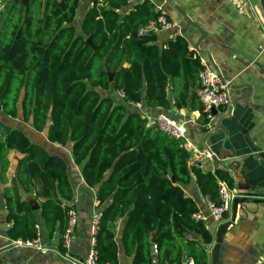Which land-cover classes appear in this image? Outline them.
<instances>
[{
  "label": "trees",
  "instance_id": "1",
  "mask_svg": "<svg viewBox=\"0 0 264 264\" xmlns=\"http://www.w3.org/2000/svg\"><path fill=\"white\" fill-rule=\"evenodd\" d=\"M34 1L8 0L0 10V186L6 181L7 154L23 155L11 188H0L12 223L7 237L31 240L38 233L34 211L16 182L25 189L39 184L40 214L50 234L63 233V204L73 197L65 160L11 123L19 117L49 143L69 147L98 203L109 201L95 236L98 264H118L113 224L121 218V244L131 264H153V244L159 264H180L184 254L195 264H207L204 248L212 237L206 224L194 219L200 207L184 188L195 178L201 195L218 204L217 181L233 187L232 174L189 164L191 153L181 141L147 127L126 106L141 102L169 110L170 85L172 105L199 111L207 122L195 93L199 59L180 36L160 45L154 34L138 36V28L157 17L150 3L120 16L126 0H93L78 32L79 0H43L37 9ZM109 89L121 91L124 102L102 94ZM186 234L200 237L201 244L183 243ZM59 245L64 253L61 239Z\"/></svg>",
  "mask_w": 264,
  "mask_h": 264
},
{
  "label": "crops",
  "instance_id": "2",
  "mask_svg": "<svg viewBox=\"0 0 264 264\" xmlns=\"http://www.w3.org/2000/svg\"><path fill=\"white\" fill-rule=\"evenodd\" d=\"M92 1L79 0L74 16V25L78 32L85 13L92 6ZM98 1L100 4L104 3V0ZM145 2L150 3L154 11L156 7H161L170 24L169 27L154 34L155 42L160 45L177 36L182 37L187 43L188 50L193 52L195 57L202 60L206 67L217 71L227 81L230 105L217 110V115L204 122L199 111L189 108L176 109L172 105V86L169 85L167 91L172 103L169 110L148 108L143 104L136 108L126 102L127 110L138 112L141 118L146 120V126L155 129L151 119L158 114H165L183 123L189 141L199 150L211 154L210 158H202L199 161H194L190 157L189 164H199L198 167L211 173L219 168H227L235 176V164L239 163L238 170L247 176L248 182L264 188V56L260 54L264 19L258 0H135L126 3V6L117 12L124 16L136 5ZM101 92L115 98L117 102H124V99L118 96V91L109 89ZM22 130L32 137L33 142H38L37 144L42 145L49 153L62 157L67 164V176L73 197L63 205L66 207L73 205L78 214L68 256L83 259L91 241L93 214L96 211L101 212L109 201L101 205L98 203L96 189L85 184L81 167L74 164L69 147L47 144L45 134L36 132L31 126L28 131ZM22 157L23 155L15 151L7 154L6 181L0 186L2 192L5 188H11L17 162ZM16 186L19 195L28 201L34 211L40 243L47 252L41 253L31 247L12 246L13 240L6 235L12 223L6 219L7 209L5 199L2 198L0 264H67L59 248L61 239L59 230L55 229L50 234L41 217L40 206L44 199L36 195L40 188L39 184L28 185V189L23 188L19 182H16ZM184 193L197 202L202 216L200 221L206 224V228L211 224L209 228L211 227L212 231L213 220L209 217L206 207L207 197L199 192L195 178L184 188ZM260 193L261 196L256 202L238 205L234 212L231 205L230 212L224 215L220 223L221 225L230 222L229 227L221 233L219 243L217 244L215 239L218 229L216 228L211 235L210 245L204 248L207 264H212L214 246H217L215 264H264V191ZM124 223L125 219L121 218L113 224L118 247V264H131L132 257L124 253L121 244ZM182 242L191 241L183 238ZM201 242L200 238L195 243ZM182 246L178 241L177 247ZM182 251L184 252L183 249ZM152 253L153 264H159L158 253H154L153 249ZM189 260L192 259H187L184 254L180 264H187Z\"/></svg>",
  "mask_w": 264,
  "mask_h": 264
},
{
  "label": "built area",
  "instance_id": "3",
  "mask_svg": "<svg viewBox=\"0 0 264 264\" xmlns=\"http://www.w3.org/2000/svg\"><path fill=\"white\" fill-rule=\"evenodd\" d=\"M135 0H126V3H132ZM157 17L150 20L146 24L140 26L137 30L138 36H147L151 34H156L163 28L170 26L168 23L165 13L161 7H156ZM264 19V18H263ZM264 24V22H263ZM260 54L264 56V25L262 31V46L260 49ZM200 70L198 72V83L199 87L197 89L196 95L198 101L202 106V111L205 114L206 119L209 121L212 118L211 109L220 110L222 108H227L230 105V98L228 95V83L223 79V77L215 70H212L204 65L202 60H199ZM118 96L125 99L124 94L121 91L117 92ZM136 108L142 106L141 102L132 103ZM153 125L158 131L163 133L165 136L172 138L176 141H181L184 149L191 153V158L194 161H199L202 158H210L211 154L208 151H201L196 148L187 138L186 128L183 123H179L177 120L165 115L158 114L152 119ZM217 195L218 204L213 203L207 198L206 207L209 212V217L215 222H222L224 215L230 212L232 200L237 195V192L233 187H230L225 181H217ZM195 220H201L202 216L198 212L194 216ZM101 218V212L96 211L93 214L91 222V241L83 259H73L68 256V251L71 245V237L73 231L77 225L78 214L77 210L73 205H69L66 208V225L63 233L61 234L62 247L64 248V258H66L67 264H98V250L96 247L95 236L98 232L99 221ZM38 230V229H37ZM185 239L191 242H198L200 240L197 236L185 235ZM12 246L15 248L19 247H31L38 250L41 253H46L45 249L39 238V233L36 237L31 240H13ZM153 252H157V246L152 245ZM187 264H194L192 260H189Z\"/></svg>",
  "mask_w": 264,
  "mask_h": 264
},
{
  "label": "water",
  "instance_id": "4",
  "mask_svg": "<svg viewBox=\"0 0 264 264\" xmlns=\"http://www.w3.org/2000/svg\"><path fill=\"white\" fill-rule=\"evenodd\" d=\"M21 1H26V0H21ZM258 3H259V6H260V9H261L262 16L264 18V0H258ZM90 42H91V39L88 38L86 40V43L90 44ZM211 113H212V116H215V115H217V110L212 108L211 109ZM197 165L199 166V164H197ZM235 165H236V168H234L235 176H233V175L232 176H233V178L235 180L233 189H235V191L237 192V195L232 200V210H233V212L236 210L238 205L256 202L257 199L259 198V196H261L260 192L264 191V188H261L259 186L251 185L248 182L247 176L238 170L239 163H236ZM1 200H2V198H0V201ZM0 206H2L1 202H0ZM229 224H230L229 221H227L225 223H222L221 225H220V222L213 221L212 229L215 231L216 228H218L217 232H216V235H215V239H216L217 244L220 241L219 237H220L221 233H223L229 227ZM209 226H208V230H209L210 234L212 235L213 230L211 231V227L209 228ZM216 250H217V246H214L213 249H212V256H211V260H212L211 263L212 264H215L216 259H217Z\"/></svg>",
  "mask_w": 264,
  "mask_h": 264
},
{
  "label": "rangeland",
  "instance_id": "5",
  "mask_svg": "<svg viewBox=\"0 0 264 264\" xmlns=\"http://www.w3.org/2000/svg\"><path fill=\"white\" fill-rule=\"evenodd\" d=\"M39 1H43V0H35V1H34V4H33L34 9H37L38 4H39ZM7 3H8V0H0V10H1L2 8H4V6H5ZM11 123H12L13 125H16V126L22 128V129L26 130V131H28V130H29V127H30V126H28L29 124H25V123H23L19 117L15 118V119H12V120H11ZM26 135H27V134H26ZM27 136H29V134H28ZM29 137H30V139H32L31 136H29ZM32 140H33V139H32ZM46 142H47V144H49V142H48L47 140H46ZM37 143H38V142H37ZM39 145H40V144H39ZM43 145H45V144H43ZM41 146H42V145H41ZM45 146H46V145H45ZM46 147H47V146H46Z\"/></svg>",
  "mask_w": 264,
  "mask_h": 264
}]
</instances>
